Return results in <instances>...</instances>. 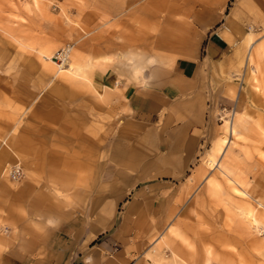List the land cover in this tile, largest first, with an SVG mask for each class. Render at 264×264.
<instances>
[{
	"label": "rangeland",
	"instance_id": "obj_1",
	"mask_svg": "<svg viewBox=\"0 0 264 264\" xmlns=\"http://www.w3.org/2000/svg\"><path fill=\"white\" fill-rule=\"evenodd\" d=\"M215 66L242 85L236 131L213 106L178 164L190 140L128 114L117 81L206 83ZM68 214L125 264H264V0H0V264L43 253L20 242Z\"/></svg>",
	"mask_w": 264,
	"mask_h": 264
},
{
	"label": "crops",
	"instance_id": "obj_2",
	"mask_svg": "<svg viewBox=\"0 0 264 264\" xmlns=\"http://www.w3.org/2000/svg\"><path fill=\"white\" fill-rule=\"evenodd\" d=\"M144 13L147 15L146 11ZM250 41L248 35L245 39L248 56L250 55V58L261 57L263 55L262 46L257 44L253 48L249 47ZM224 45L222 43L223 47H225ZM223 47L219 50V54H222V56L225 54ZM219 56L214 60L213 52L209 51L203 60L208 65H214L213 63L220 61ZM75 64L78 67L76 62ZM207 74H213V78L208 81L209 83L199 81L197 73L193 77L194 82L190 81L186 72H183L181 77L176 78L181 81L180 84L172 82L175 78L172 80L167 78L155 86L153 74H143L142 79L136 78L135 80L131 77H129L131 79H128L129 75L127 77L122 76V79L119 78L117 81L118 96L126 105L129 111L128 114L131 116L132 114L154 116L153 120L158 119L163 122V125L167 128L168 136L177 133L179 136L190 140L188 148L178 151L179 153L184 152V159L180 156L178 164H188L195 152V147H198L203 138L207 139V136L210 135V128L207 125L208 120H211L213 106H218L219 110L228 114V117H233V133L236 131L235 127L240 120L239 100L241 101L240 90L242 89L240 82L219 80L217 66H215L213 72L208 71ZM253 88L255 89V86ZM207 99L210 102L209 106L206 104ZM225 122L229 121H224V124ZM206 139L203 141H206ZM222 141L224 144L217 145V152L223 150L222 146L227 143V139H222ZM192 142L194 143L193 146L190 145ZM210 149H213V144ZM208 164L218 166L219 162L211 157L208 158ZM137 197H135V200L130 199V201H127L128 206H133L135 202H138ZM249 214L259 224L253 210H248V217ZM34 216H39L38 212ZM47 223L46 220H40L35 225L36 230L33 237L20 242L19 247L22 249L36 250V252L38 250V253L44 251L40 255L33 254L34 256L30 257L25 253V257L30 259L26 262L28 264H125L128 261V258L123 256L122 249L115 248L112 251L109 243L102 241L100 237L103 230L98 226L75 223L71 214L66 215L60 224L57 221L56 227ZM114 243L111 240V244ZM27 253H32V251Z\"/></svg>",
	"mask_w": 264,
	"mask_h": 264
},
{
	"label": "built area",
	"instance_id": "obj_3",
	"mask_svg": "<svg viewBox=\"0 0 264 264\" xmlns=\"http://www.w3.org/2000/svg\"><path fill=\"white\" fill-rule=\"evenodd\" d=\"M53 1L55 3L56 0ZM7 175L11 180H16L20 176V170L18 167L12 166L9 168Z\"/></svg>",
	"mask_w": 264,
	"mask_h": 264
},
{
	"label": "bare ground",
	"instance_id": "obj_4",
	"mask_svg": "<svg viewBox=\"0 0 264 264\" xmlns=\"http://www.w3.org/2000/svg\"><path fill=\"white\" fill-rule=\"evenodd\" d=\"M225 116H226V115H223L221 119L225 118ZM227 117H228V116H227ZM229 118H231V117L229 116ZM225 124L228 125V130L230 131V127H229L230 122H225ZM210 165H211V164H210ZM212 165H213V164H212ZM248 218H249V223L253 224L254 226L259 227V226H258V223L255 221V219L253 218V216H252L251 214H249V217H248ZM251 224H250V225H251Z\"/></svg>",
	"mask_w": 264,
	"mask_h": 264
}]
</instances>
